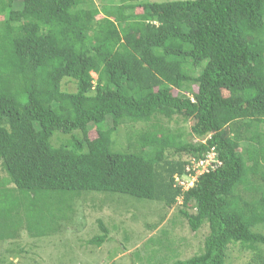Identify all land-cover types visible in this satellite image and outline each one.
I'll return each instance as SVG.
<instances>
[{
	"label": "trees",
	"instance_id": "obj_1",
	"mask_svg": "<svg viewBox=\"0 0 264 264\" xmlns=\"http://www.w3.org/2000/svg\"><path fill=\"white\" fill-rule=\"evenodd\" d=\"M0 17V243L24 226L57 233L80 199L123 197L206 228L187 259L168 232L149 238V261L230 264L237 248L264 264V0H0ZM174 119L192 122L191 140L162 123ZM211 150L217 168L186 171ZM97 224L87 243L100 248L110 237Z\"/></svg>",
	"mask_w": 264,
	"mask_h": 264
},
{
	"label": "rangeland",
	"instance_id": "obj_2",
	"mask_svg": "<svg viewBox=\"0 0 264 264\" xmlns=\"http://www.w3.org/2000/svg\"><path fill=\"white\" fill-rule=\"evenodd\" d=\"M169 1L182 0H149L157 3ZM91 76L96 80L95 74L92 73ZM62 90L72 93L75 91V86L72 82L64 80ZM162 123L170 129L180 130L186 140H191L188 136L191 121L184 123L181 119H174L172 122L162 120ZM132 129H141V125H133ZM88 135L91 139L97 136L95 130H91ZM65 140L67 137L58 134L53 137L52 143L58 146ZM123 140L121 130L114 138L116 144L114 149H124L126 145ZM177 159L175 156L170 158L174 161ZM4 176L0 169V177L4 178ZM74 204L76 212L71 222L62 224L57 233L38 239L30 238L24 226L17 244L0 243V259L5 255L13 264H157L160 254L155 253L150 261L145 256L148 255L145 243L149 238H158L162 232H168L169 238L183 253L180 258L187 259L199 251L206 234L205 227L198 232H191L186 222L174 211V206L164 208L160 203L123 197L120 198V202L106 201L101 206L99 201L91 206L81 199ZM97 219H101L107 225L110 237V241L100 248L87 243L99 233ZM171 219L176 220V226L172 225ZM149 223L158 225L153 230H149L147 228ZM18 247L22 253L14 257V251L18 250L17 254L19 253ZM249 259V253H239L237 248H233L229 252L228 262L248 264ZM171 260L174 261L172 258ZM164 262L169 264V258L164 259Z\"/></svg>",
	"mask_w": 264,
	"mask_h": 264
},
{
	"label": "built area",
	"instance_id": "obj_3",
	"mask_svg": "<svg viewBox=\"0 0 264 264\" xmlns=\"http://www.w3.org/2000/svg\"><path fill=\"white\" fill-rule=\"evenodd\" d=\"M220 165V161L217 159L216 153L211 150L209 153H207L204 158L196 160L194 158L189 160V164L186 168L187 172H195V174H201L208 172L210 170H214L217 168V166ZM195 177L188 178L186 176H174V181L180 185L184 190H187L193 186Z\"/></svg>",
	"mask_w": 264,
	"mask_h": 264
}]
</instances>
